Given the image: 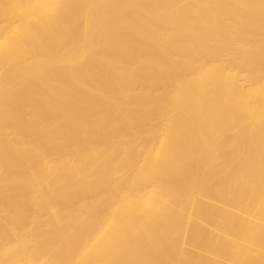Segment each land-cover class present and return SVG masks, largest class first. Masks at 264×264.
<instances>
[{
    "label": "bare ground",
    "instance_id": "1",
    "mask_svg": "<svg viewBox=\"0 0 264 264\" xmlns=\"http://www.w3.org/2000/svg\"><path fill=\"white\" fill-rule=\"evenodd\" d=\"M0 264H264V0H0Z\"/></svg>",
    "mask_w": 264,
    "mask_h": 264
}]
</instances>
